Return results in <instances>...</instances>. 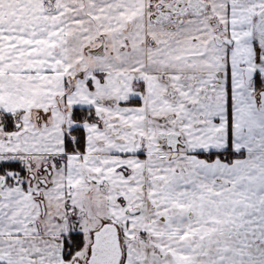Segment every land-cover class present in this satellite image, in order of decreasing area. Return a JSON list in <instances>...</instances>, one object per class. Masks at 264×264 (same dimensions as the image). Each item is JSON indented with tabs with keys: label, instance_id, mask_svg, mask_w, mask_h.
<instances>
[{
	"label": "snow or ice",
	"instance_id": "1",
	"mask_svg": "<svg viewBox=\"0 0 264 264\" xmlns=\"http://www.w3.org/2000/svg\"><path fill=\"white\" fill-rule=\"evenodd\" d=\"M0 264H264V0H0Z\"/></svg>",
	"mask_w": 264,
	"mask_h": 264
}]
</instances>
